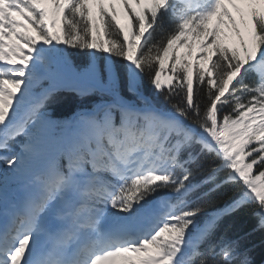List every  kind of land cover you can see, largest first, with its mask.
Wrapping results in <instances>:
<instances>
[{
  "label": "snow or ice",
  "instance_id": "snow-or-ice-1",
  "mask_svg": "<svg viewBox=\"0 0 264 264\" xmlns=\"http://www.w3.org/2000/svg\"><path fill=\"white\" fill-rule=\"evenodd\" d=\"M0 165V264H264V0H0Z\"/></svg>",
  "mask_w": 264,
  "mask_h": 264
},
{
  "label": "trees",
  "instance_id": "trees-1",
  "mask_svg": "<svg viewBox=\"0 0 264 264\" xmlns=\"http://www.w3.org/2000/svg\"><path fill=\"white\" fill-rule=\"evenodd\" d=\"M101 99H107V97H100L99 95L86 96L83 98L77 97L71 92H62L58 94L56 103L53 105L55 115L58 118L70 116L78 107L86 106L91 107L97 104ZM228 223L233 225V230L238 235H244L250 233L255 227V221L249 215L244 212L234 215L229 218ZM264 238L260 233L254 234L249 237V243L259 245L260 240ZM259 251V250H258ZM258 259H264V251L260 252Z\"/></svg>",
  "mask_w": 264,
  "mask_h": 264
},
{
  "label": "rangeland",
  "instance_id": "rangeland-1",
  "mask_svg": "<svg viewBox=\"0 0 264 264\" xmlns=\"http://www.w3.org/2000/svg\"><path fill=\"white\" fill-rule=\"evenodd\" d=\"M122 22H124V21H123V17H122Z\"/></svg>",
  "mask_w": 264,
  "mask_h": 264
}]
</instances>
